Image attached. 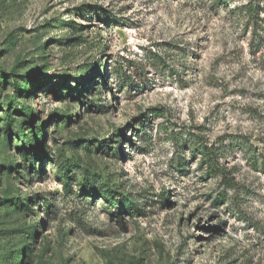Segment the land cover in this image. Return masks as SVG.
Wrapping results in <instances>:
<instances>
[{"label": "rangeland", "instance_id": "obj_1", "mask_svg": "<svg viewBox=\"0 0 264 264\" xmlns=\"http://www.w3.org/2000/svg\"><path fill=\"white\" fill-rule=\"evenodd\" d=\"M0 264H264V0H0Z\"/></svg>", "mask_w": 264, "mask_h": 264}, {"label": "trees", "instance_id": "obj_2", "mask_svg": "<svg viewBox=\"0 0 264 264\" xmlns=\"http://www.w3.org/2000/svg\"><path fill=\"white\" fill-rule=\"evenodd\" d=\"M245 8V12L247 14V16H250L251 13L254 11V7L251 3H248L246 5L243 6ZM198 152L202 155V160L203 162L206 164V171H211V172H217L220 171L221 173H223L225 170L224 168L220 167L218 164V156H216L215 152L212 151L211 149H208L207 147H205L204 145H199L198 147ZM103 199L105 200H113L114 196L112 195L111 192H105L103 194ZM114 203H117L116 200L113 201ZM127 209L130 208V206H126Z\"/></svg>", "mask_w": 264, "mask_h": 264}]
</instances>
